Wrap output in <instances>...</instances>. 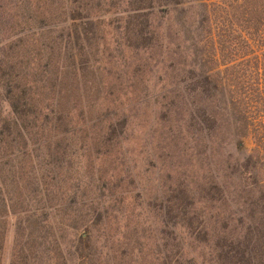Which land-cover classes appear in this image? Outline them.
I'll list each match as a JSON object with an SVG mask.
<instances>
[{
	"label": "rangeland",
	"instance_id": "1",
	"mask_svg": "<svg viewBox=\"0 0 264 264\" xmlns=\"http://www.w3.org/2000/svg\"><path fill=\"white\" fill-rule=\"evenodd\" d=\"M78 1L0 0V44L9 49L13 71L25 74L23 83L39 92L37 80L45 75L46 60L54 62L73 42L82 63L90 61L99 89L98 96L89 90L90 111L85 102L73 100L76 126L65 155L46 161L33 151L32 160L36 155L38 161L22 170L25 182L10 186L7 197L14 212L5 220L0 264H10L15 232L27 219L45 220V229L60 245L62 257H51L49 264H217V245L244 237L248 227L262 257L264 185L254 183L264 180V168L251 170V177L241 174L242 184L220 195L214 185L215 164L198 153L200 132L194 133L196 151L186 150V144L174 140L177 126L161 120L165 110L154 106L159 95L180 96L181 90L183 97L189 94L188 85H169L173 60L164 50L126 48L122 25L127 0ZM150 22L151 28L158 25ZM73 25L82 32L79 39L72 34ZM86 77L91 79L90 74ZM131 82L134 92L127 90ZM163 85L168 86L161 91ZM33 101L42 103L37 97ZM177 101L184 107L186 99ZM159 103L170 109L167 100ZM259 110L264 112L262 106ZM0 119H10L1 89ZM258 128V136L241 140L240 151L229 146L224 155L256 156L264 135V128ZM19 160L14 158L13 168L0 167V176L20 177ZM202 182L207 191L195 211L201 216L193 223L194 232L173 230L170 190L180 183L195 189ZM0 190L7 198L5 187Z\"/></svg>",
	"mask_w": 264,
	"mask_h": 264
},
{
	"label": "trees",
	"instance_id": "2",
	"mask_svg": "<svg viewBox=\"0 0 264 264\" xmlns=\"http://www.w3.org/2000/svg\"><path fill=\"white\" fill-rule=\"evenodd\" d=\"M127 5L122 25L126 48L164 50L173 60L169 85L190 87L184 97L183 90L178 92L180 96L159 95V100H167V108L170 107L166 111L159 100L154 101L156 108L165 110L166 117L160 113V119L177 126L179 136L174 140L186 144L188 151L198 148L194 133L200 132L198 153L210 157L215 164L218 175L214 185L223 196L224 189L242 184L241 174L251 177V170L264 168V158H260L264 152V135L258 151L254 150L256 156L239 159L223 153L229 146L240 151L241 140L255 137L256 133L258 136V127L264 128V115H260L264 112L259 110L261 106L264 109V0H127ZM72 20L76 19L72 17ZM151 20L158 21L155 28H151ZM72 34L76 39L82 37L76 25L72 26ZM73 48L76 47L71 42L54 62L46 60L45 75L37 80L41 83L40 91L35 92L22 82L26 80L25 74L13 71L16 67L9 62V49L0 44V89L10 112V119H0V167L13 168L14 158L20 156L17 169L21 175L9 179L0 176L5 197L10 194L11 185L16 187L18 182H25L22 170L26 165L32 167L38 161L36 155L32 160L33 151L43 154L46 161L65 155L69 145L66 141L76 126L73 100L85 102V108L90 111L89 90L99 94L90 61L82 63L81 52ZM89 74L90 80L86 77ZM92 83L96 86L92 87ZM132 83L127 90L134 92ZM33 97L42 103L36 104ZM179 97L186 99V103L182 102L184 107L178 105ZM254 185L263 186L264 180ZM206 191L203 182L195 189L181 183L173 186L168 207L174 220L173 230L194 232L193 223L201 216L195 211L204 201ZM10 201L0 190V257L5 220L14 212ZM249 221L255 224L254 217ZM23 222L24 230L19 224L15 232L10 264H43V258L49 264L51 257H62L55 235L45 229L48 228L45 220ZM199 227L203 231L204 224ZM243 230L244 237H230L226 242L223 240L222 246L217 245L220 253L217 264H264V255L260 257L256 249V237L249 234V227Z\"/></svg>",
	"mask_w": 264,
	"mask_h": 264
}]
</instances>
